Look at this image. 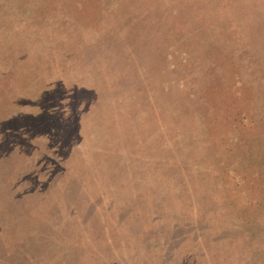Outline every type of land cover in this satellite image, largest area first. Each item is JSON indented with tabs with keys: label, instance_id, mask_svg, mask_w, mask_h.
Here are the masks:
<instances>
[{
	"label": "rangeland",
	"instance_id": "374dc122",
	"mask_svg": "<svg viewBox=\"0 0 264 264\" xmlns=\"http://www.w3.org/2000/svg\"><path fill=\"white\" fill-rule=\"evenodd\" d=\"M1 190L0 264H264V0H0Z\"/></svg>",
	"mask_w": 264,
	"mask_h": 264
},
{
	"label": "trees",
	"instance_id": "16d2710c",
	"mask_svg": "<svg viewBox=\"0 0 264 264\" xmlns=\"http://www.w3.org/2000/svg\"><path fill=\"white\" fill-rule=\"evenodd\" d=\"M17 161V160H16ZM25 183H23V182H21V181H18L19 183L18 184H12V183H10V184H6V185H4V187H8V189H12V192L13 193H10L12 196H15L16 198H15V200L18 202V200L20 199V196H22V198H23V196H24V200L26 201L27 200V198L30 196L29 194H28V192L31 190V188H30V183H28V182H30V180L28 179V178H26L25 179ZM0 193H2V190L0 191ZM19 195V196H18ZM0 203H1V199H0Z\"/></svg>",
	"mask_w": 264,
	"mask_h": 264
}]
</instances>
